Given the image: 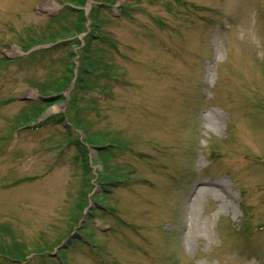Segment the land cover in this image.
Returning a JSON list of instances; mask_svg holds the SVG:
<instances>
[{
	"label": "rangeland",
	"instance_id": "1",
	"mask_svg": "<svg viewBox=\"0 0 264 264\" xmlns=\"http://www.w3.org/2000/svg\"><path fill=\"white\" fill-rule=\"evenodd\" d=\"M0 264H264V0H0Z\"/></svg>",
	"mask_w": 264,
	"mask_h": 264
},
{
	"label": "bare ground",
	"instance_id": "2",
	"mask_svg": "<svg viewBox=\"0 0 264 264\" xmlns=\"http://www.w3.org/2000/svg\"><path fill=\"white\" fill-rule=\"evenodd\" d=\"M207 119H208V121H211V123L214 121L213 117L212 118H207ZM213 182H216V181H213ZM203 186L207 190L206 193L202 191V187L199 185V186H196L193 194L194 195H200L201 194V195H207V196H218L219 195V194L216 193L217 191H214L215 188L220 187V184L218 182L212 183V184L207 183V184H205Z\"/></svg>",
	"mask_w": 264,
	"mask_h": 264
}]
</instances>
